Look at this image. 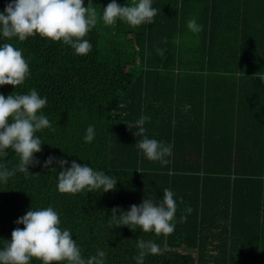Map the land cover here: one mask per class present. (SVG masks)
Wrapping results in <instances>:
<instances>
[{
    "label": "trees",
    "instance_id": "trees-1",
    "mask_svg": "<svg viewBox=\"0 0 264 264\" xmlns=\"http://www.w3.org/2000/svg\"><path fill=\"white\" fill-rule=\"evenodd\" d=\"M109 2L88 6L102 15ZM6 3L0 0V10ZM152 6L158 11L151 24L99 20L85 37L93 44L87 55L40 34L0 38L23 50L31 72L16 89L0 85V93L36 88L48 100L42 111L52 126L37 133L44 143L35 156L91 164L118 179L107 192L68 193L58 190V164L16 171L0 184V247L24 227L18 217L51 205L83 254L104 249L106 264H136L140 238L164 249L145 264H264V0ZM194 16L199 33L187 26ZM142 115L150 117L146 135L172 145L168 164L136 147L142 137L129 124ZM89 124L96 129L90 143L83 139ZM3 162L12 168L20 156L9 149ZM165 188L176 194L173 233L111 227L114 207L127 210L145 197L160 202Z\"/></svg>",
    "mask_w": 264,
    "mask_h": 264
},
{
    "label": "clouds",
    "instance_id": "clouds-1",
    "mask_svg": "<svg viewBox=\"0 0 264 264\" xmlns=\"http://www.w3.org/2000/svg\"><path fill=\"white\" fill-rule=\"evenodd\" d=\"M88 5L89 0L87 6L84 0H8L0 10V38L25 41L30 36L40 34L54 41H62L79 55H87L93 49V44L85 37L99 20L102 19L105 25H112L121 19L135 27L151 24L158 11L152 6L153 0H133V3L126 5L110 0L103 7L102 15ZM187 26L193 33L203 29L195 16L187 22ZM30 75V65L23 50L12 43H0V85L11 84L16 89ZM260 79L264 80V77ZM12 93L7 96L0 93V184H7L16 171L30 172L29 165L51 166L50 170H56L55 165L58 164L61 169L58 172V190L61 192H107L116 188L118 179L115 176L95 169L91 164L53 155L41 162L35 153L42 151L44 142L37 133L52 126V121L42 111L48 103L47 97L42 96L36 88L26 93ZM149 119L148 115H142L129 124L130 128L135 129L133 134L142 137L136 147L147 159L168 164L172 145L146 135L144 125ZM95 137V125L89 124L83 139L90 143ZM9 149L20 156L19 164L12 168L3 162ZM175 195L174 191L165 188L160 202L145 197L127 210L114 207L111 210V227L125 225L134 231L139 229L157 235L171 234L175 230L177 212ZM186 219V216L181 217V220ZM15 223L24 227L14 228L11 239L4 240V246L0 247V264H31L34 257L42 260V264H106L107 252L104 249H97L95 254L88 256L83 254L77 239L73 238L72 230L61 227L60 213L51 205L31 207ZM136 246V264H145L146 256L164 251L150 239L140 238Z\"/></svg>",
    "mask_w": 264,
    "mask_h": 264
}]
</instances>
